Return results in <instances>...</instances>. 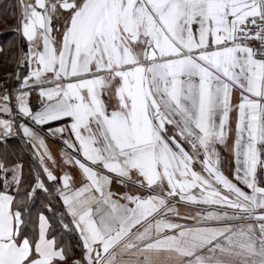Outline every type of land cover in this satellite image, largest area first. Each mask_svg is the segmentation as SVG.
I'll use <instances>...</instances> for the list:
<instances>
[{
    "label": "snow or ice",
    "instance_id": "obj_1",
    "mask_svg": "<svg viewBox=\"0 0 264 264\" xmlns=\"http://www.w3.org/2000/svg\"><path fill=\"white\" fill-rule=\"evenodd\" d=\"M9 15L0 264H264V0H17Z\"/></svg>",
    "mask_w": 264,
    "mask_h": 264
},
{
    "label": "trees",
    "instance_id": "obj_2",
    "mask_svg": "<svg viewBox=\"0 0 264 264\" xmlns=\"http://www.w3.org/2000/svg\"><path fill=\"white\" fill-rule=\"evenodd\" d=\"M15 5V0H0V46L4 49V52L0 53V82L4 81L1 73L13 71V69H15L14 49L19 43V39L17 35L11 31V28H13L16 24V20L13 19L11 15H9L11 12H13ZM27 158L23 160V163H25V166L29 168V176L32 178L31 169L34 166L29 157ZM43 200L44 196L42 194L40 200L34 203V211H39L41 209V201ZM64 239L68 243L75 244L74 237L66 236ZM77 249L78 248L74 247L73 251L76 252Z\"/></svg>",
    "mask_w": 264,
    "mask_h": 264
},
{
    "label": "crops",
    "instance_id": "obj_3",
    "mask_svg": "<svg viewBox=\"0 0 264 264\" xmlns=\"http://www.w3.org/2000/svg\"><path fill=\"white\" fill-rule=\"evenodd\" d=\"M18 39H19V37H18ZM0 48H2V47L0 46ZM13 70H14L13 71V74H14L17 71V69L15 68ZM10 72H12V71H7V72H4V73H1V76L3 78H5L6 76H8L10 74ZM233 140H234V134H230L229 140H228L229 145L232 144ZM48 143H49V146H50L53 154L56 155L57 160L59 161L60 160L59 152H60V150L62 149L63 146L58 141L51 140V139L48 140ZM10 144L14 145L15 144V141H10ZM27 157H29V159L31 161L33 160L32 163H33V166L34 167L39 168V165L36 163V160L31 155V153L25 152L23 154V160H25ZM13 158L15 159V155L13 156ZM221 159H222V167L225 169L226 173L227 172H230L231 169H232V167H233V165L231 163L232 156H231V153H230V151L228 149L222 148V150H221ZM23 160H22V163H23ZM27 160H28V158H27ZM23 165H24V169H23V171H24V178L27 179V180H32L31 176H29V172H30L29 171V168H27L25 166V163H23ZM49 167H52V165H51L50 162H49ZM54 171L57 172V174H59V168H55ZM73 171L75 172V170H73ZM182 211H183V209H182ZM76 254L79 255V249H77Z\"/></svg>",
    "mask_w": 264,
    "mask_h": 264
},
{
    "label": "built area",
    "instance_id": "obj_4",
    "mask_svg": "<svg viewBox=\"0 0 264 264\" xmlns=\"http://www.w3.org/2000/svg\"><path fill=\"white\" fill-rule=\"evenodd\" d=\"M17 69V68H16ZM4 82V81H3ZM3 82H0V84H2ZM35 100H36V96H35V94H33V102H35ZM32 162H33V160H32ZM58 206V205H57Z\"/></svg>",
    "mask_w": 264,
    "mask_h": 264
},
{
    "label": "rangeland",
    "instance_id": "obj_5",
    "mask_svg": "<svg viewBox=\"0 0 264 264\" xmlns=\"http://www.w3.org/2000/svg\"><path fill=\"white\" fill-rule=\"evenodd\" d=\"M15 4H17V0H15ZM15 68H16V65H15ZM14 71V70H13ZM13 71L12 72H10V74L12 73L13 74Z\"/></svg>",
    "mask_w": 264,
    "mask_h": 264
}]
</instances>
